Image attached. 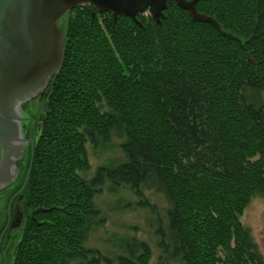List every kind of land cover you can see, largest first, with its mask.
I'll return each mask as SVG.
<instances>
[{
	"label": "trees",
	"instance_id": "1",
	"mask_svg": "<svg viewBox=\"0 0 264 264\" xmlns=\"http://www.w3.org/2000/svg\"><path fill=\"white\" fill-rule=\"evenodd\" d=\"M196 9L216 24L177 0L161 23L94 16L91 6L69 13L65 61L42 96L33 169L16 198L29 214L13 264H150L142 240L114 258L86 246L106 184L129 186L145 206L150 190L169 202L160 264H264L241 221L264 198V0ZM117 146L122 158L82 176L89 149L100 157Z\"/></svg>",
	"mask_w": 264,
	"mask_h": 264
},
{
	"label": "water",
	"instance_id": "2",
	"mask_svg": "<svg viewBox=\"0 0 264 264\" xmlns=\"http://www.w3.org/2000/svg\"><path fill=\"white\" fill-rule=\"evenodd\" d=\"M198 1L177 3L190 11L194 20L216 24L199 14ZM167 4L168 0H0V189L18 177L17 165L24 160L28 145L32 154L25 186L29 182L34 143L32 137L27 140L23 136L22 124L27 119L22 105L44 91L46 98L57 82L66 50L58 21L76 8L91 6L94 16L110 13L114 20L125 16L137 22L140 15L149 12L161 23ZM47 110L48 105L43 113Z\"/></svg>",
	"mask_w": 264,
	"mask_h": 264
},
{
	"label": "rangeland",
	"instance_id": "3",
	"mask_svg": "<svg viewBox=\"0 0 264 264\" xmlns=\"http://www.w3.org/2000/svg\"><path fill=\"white\" fill-rule=\"evenodd\" d=\"M70 15L71 14L67 13L57 23L63 35L67 30V23L69 21ZM43 101L44 99H42V96H38L37 99L22 105V113L27 119V121L23 122V135L25 138H27V140L30 138L28 135H30L33 139L34 145L35 141L38 139V124L40 122L39 120L41 119L40 116L44 114ZM114 143L119 145L120 141L115 139ZM31 153V147L28 145L23 157V168L21 169L19 166V163L22 161H19L17 165L21 170L20 176L17 178L20 181L18 184H14L15 186L13 185L12 189L15 188L16 185L18 187L19 184H22V181H24L22 188H24V192L26 191L25 189L27 185L25 186V184L27 180L25 181L24 172L26 170V164L29 162V155ZM88 155L90 168L84 172L82 176H85L89 180L94 178L97 168L102 164L111 159L123 157L121 149L118 148V146L116 147L115 152L112 153L106 151L100 157L97 156L94 151L89 149ZM22 188L19 190V193L16 194V197H18L21 193L23 194V192H21ZM145 196L147 198L146 206L145 204H142L140 199H138L131 192L129 186H122L117 191H113L109 184H106L101 193L96 195V206L100 210V215L97 218L99 223L98 225L95 224V226L91 229L92 232L86 246L97 252H101L103 256L114 258L123 253L122 247L125 245V243H127V241L130 242L131 239H136L139 241L142 240L147 243L152 252L150 264H160L159 259L163 254L160 248V244L163 240L162 233L166 234L168 230L167 212L171 206L164 195H160L153 190L145 191ZM22 198L23 197H21L17 202L22 204ZM4 207L6 210V203L3 206L1 214V218L5 220L6 215L4 213ZM22 210L24 209L22 208ZM23 212H26L27 215L29 214L27 211ZM241 221L243 225H245V227L250 230L251 235L262 249L264 255L263 197L251 200L248 208L243 212ZM12 235L13 236H8L5 239L7 246V242H11V245H9L10 248L14 247V244H16V242L21 237L20 232H13ZM170 264L177 263L170 262Z\"/></svg>",
	"mask_w": 264,
	"mask_h": 264
},
{
	"label": "flooded vegetation",
	"instance_id": "4",
	"mask_svg": "<svg viewBox=\"0 0 264 264\" xmlns=\"http://www.w3.org/2000/svg\"><path fill=\"white\" fill-rule=\"evenodd\" d=\"M28 136L31 137L30 135ZM23 163H24L23 161L19 163L20 164L19 166L21 169L23 168L22 166ZM20 168L18 167L19 169L18 177L20 176V172H21ZM17 178L13 180L12 183L8 185V187L4 189H0V264H13L14 263L15 261L14 254L18 248V242L14 244L15 245L14 247L10 248L9 245H11V242H7L8 244L7 246L5 243V239L8 236L9 237L13 236L12 235L13 232L21 233V230L25 224L24 222L26 221L27 216H28L26 212H23L24 210H22L23 203L22 204L19 202L15 203L16 198H17L16 195L13 197L10 196L11 195L10 190L12 189L13 185L18 184L20 181ZM5 203L7 207H6V210L4 207V213L6 215V219L4 220L3 218H1V214H2V209ZM9 258L11 261L9 260Z\"/></svg>",
	"mask_w": 264,
	"mask_h": 264
},
{
	"label": "bare ground",
	"instance_id": "5",
	"mask_svg": "<svg viewBox=\"0 0 264 264\" xmlns=\"http://www.w3.org/2000/svg\"><path fill=\"white\" fill-rule=\"evenodd\" d=\"M70 12H71V11H70ZM70 12H68V13H70ZM62 18H63V17H62ZM62 18H61V19H62ZM22 114H23V113H22ZM25 118H26V117H25ZM28 120H29V119H28ZM14 145H15V143H14ZM23 161H24V160H23Z\"/></svg>",
	"mask_w": 264,
	"mask_h": 264
}]
</instances>
